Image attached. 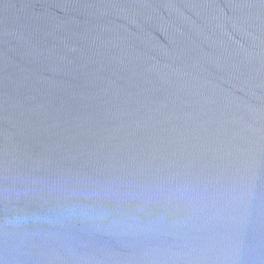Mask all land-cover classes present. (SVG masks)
Here are the masks:
<instances>
[{
	"label": "water",
	"instance_id": "water-1",
	"mask_svg": "<svg viewBox=\"0 0 264 264\" xmlns=\"http://www.w3.org/2000/svg\"><path fill=\"white\" fill-rule=\"evenodd\" d=\"M0 264H264V0H0Z\"/></svg>",
	"mask_w": 264,
	"mask_h": 264
}]
</instances>
